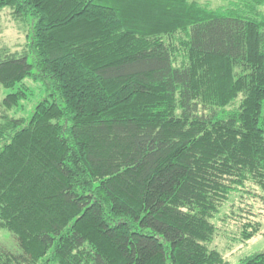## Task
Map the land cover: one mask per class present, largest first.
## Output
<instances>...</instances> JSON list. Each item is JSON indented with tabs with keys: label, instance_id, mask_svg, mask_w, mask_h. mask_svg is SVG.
Masks as SVG:
<instances>
[{
	"label": "trees",
	"instance_id": "1",
	"mask_svg": "<svg viewBox=\"0 0 264 264\" xmlns=\"http://www.w3.org/2000/svg\"><path fill=\"white\" fill-rule=\"evenodd\" d=\"M4 7L30 33L0 49V227L20 248L0 264H232L212 219L248 186L264 202V0ZM26 79L44 96L10 115Z\"/></svg>",
	"mask_w": 264,
	"mask_h": 264
},
{
	"label": "rangeland",
	"instance_id": "2",
	"mask_svg": "<svg viewBox=\"0 0 264 264\" xmlns=\"http://www.w3.org/2000/svg\"><path fill=\"white\" fill-rule=\"evenodd\" d=\"M212 5H219L225 0H202ZM30 27L25 22L13 19L11 9L4 7L0 12V49L3 47L11 51H22L27 48ZM31 88L29 98L21 101L17 109L7 111L8 114L19 117H28L38 100L43 98V88L39 82L31 79L25 81ZM7 89H0V113L4 112L2 99ZM247 185H252L248 183ZM250 192L234 193L231 199L222 207L216 218L212 219L216 224V234L210 243L211 247L219 250L232 264L240 258L264 249V202L257 197L259 190L256 186H248ZM255 192V194H254ZM257 192V193H256ZM249 209V210H248ZM251 210V212H249ZM248 211V212H247ZM260 223L261 232L247 241L241 240V224L248 219ZM10 250L19 252L20 248L12 232L0 227V251Z\"/></svg>",
	"mask_w": 264,
	"mask_h": 264
}]
</instances>
